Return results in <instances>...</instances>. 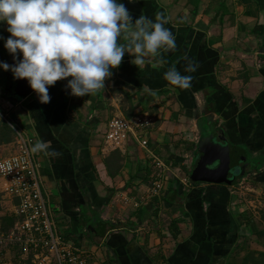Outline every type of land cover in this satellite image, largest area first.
<instances>
[{"label": "crops", "instance_id": "0c3cea01", "mask_svg": "<svg viewBox=\"0 0 264 264\" xmlns=\"http://www.w3.org/2000/svg\"><path fill=\"white\" fill-rule=\"evenodd\" d=\"M119 2L133 22L141 15L155 21L161 13L176 49L146 58L142 68L125 53L94 95H71L65 87L71 77L58 80L46 104L35 91L24 99L6 91L0 68L1 106L9 115L19 112L22 130L34 143L47 141L49 152L59 153H34L57 231L88 250L96 264H264V207L250 209L255 201L246 198L247 190L256 191L264 206V0ZM6 27L0 23V61L12 65L4 47ZM189 61L196 71L185 72ZM172 65L192 77L189 88L163 79ZM138 115L155 119L149 153L132 141L124 151H105L108 120ZM214 131L254 161L239 183L191 180L204 139ZM153 156L169 167L162 193L154 197L147 187ZM178 168L186 173L181 183L168 177L175 178ZM1 194L4 214L12 215L10 200Z\"/></svg>", "mask_w": 264, "mask_h": 264}, {"label": "clouds", "instance_id": "9594fccd", "mask_svg": "<svg viewBox=\"0 0 264 264\" xmlns=\"http://www.w3.org/2000/svg\"><path fill=\"white\" fill-rule=\"evenodd\" d=\"M0 23L7 25L10 35L4 47L15 61L12 65L0 61V68L10 70L15 79H27L45 104L51 99L49 87L58 80L71 77L65 86L71 95H94L105 88L111 69L120 66L125 53L133 56L132 64L142 68L146 58L176 49L175 36L164 26L161 13L155 21L141 15L133 22L119 0H0ZM194 71L196 66L189 61L185 72ZM163 79L187 89L192 77L172 65ZM149 94L154 92L149 90ZM49 148V142L37 140L30 150L59 155Z\"/></svg>", "mask_w": 264, "mask_h": 264}, {"label": "built area", "instance_id": "2783aa9c", "mask_svg": "<svg viewBox=\"0 0 264 264\" xmlns=\"http://www.w3.org/2000/svg\"><path fill=\"white\" fill-rule=\"evenodd\" d=\"M5 121L16 134L15 151L0 156V192L11 202L8 210L15 218V225L8 231H0V264H96L91 253L61 235L55 226L43 191L42 180L31 147L34 138L15 127L9 120V111L0 106V121ZM154 125L149 116L132 118L113 117L105 124L103 146L105 151H124L130 141L147 150L148 132ZM154 181L150 193L157 195L163 188L168 165L153 156ZM11 164L9 169L8 165ZM18 247L20 255L12 257ZM12 249V250H11ZM20 260H22L20 262Z\"/></svg>", "mask_w": 264, "mask_h": 264}, {"label": "water", "instance_id": "95a60500", "mask_svg": "<svg viewBox=\"0 0 264 264\" xmlns=\"http://www.w3.org/2000/svg\"><path fill=\"white\" fill-rule=\"evenodd\" d=\"M261 52L264 53V46ZM6 77V91L15 98L24 99L34 91L27 79H15L10 70L6 71ZM204 141V154L191 172L193 183L203 181L235 184L248 174V168L254 161L242 146L233 144L223 135L219 138L217 131L210 133Z\"/></svg>", "mask_w": 264, "mask_h": 264}, {"label": "rangeland", "instance_id": "374dc122", "mask_svg": "<svg viewBox=\"0 0 264 264\" xmlns=\"http://www.w3.org/2000/svg\"><path fill=\"white\" fill-rule=\"evenodd\" d=\"M0 106H1V104H0ZM2 107V106H1ZM4 110H6V111H10L9 110V108H4V107H2ZM14 112H12V114H13ZM12 114H10L9 115V120L12 122V124L15 126V127H17L18 129H23V127H22V125L19 123V120L22 118V116H20V114H19V112H16V113H14V116L12 115ZM145 116H149V115H145ZM149 117H151L152 119H153V122H155V119H154V117L153 116H149ZM16 135V134H15ZM14 136V135H13ZM96 140H93L92 142L93 143H96V144H98L99 143V140L97 139V138H95ZM17 149V147H14L13 146V143H10V144H7V145H1L0 146V156H6V155H8V154H10V153H12L13 151H15ZM142 150V149H141ZM143 151H146V152H148L147 150H145V149H143L142 150V152ZM141 152V151H140ZM141 152V153H142ZM139 153V151L137 150V154ZM149 153V152H148ZM135 155H136V153H135ZM149 157H150V155H149ZM152 157V156H151ZM194 157H191V160L193 159ZM152 159V158H151ZM153 160H154V158L152 159V160H150L151 162H152V164H153ZM133 166V162H132V165H131V167ZM155 170V169H154ZM174 170V169H173ZM154 172V171H153ZM173 172H175V174H176V176H175V178H174V176L170 173V175L168 176L169 178H174V179H178L179 180V182L184 178V177H186V173H185V171H182L181 169H179L178 168V170L176 171V170H174ZM153 175V174H152ZM164 180H167V176H166V178L164 179ZM153 181H154V177L152 176V177H150L149 178V181L147 182V187H151L152 186V183H153ZM181 183V182H180ZM184 183H186L187 185H189V182H188V178H185V180H184ZM0 184H1V179H0ZM1 189V188H0ZM149 192H151L150 190H149ZM160 193H162V192H160ZM248 195L246 196V198H247V200L249 201V200H253V201H255L254 202V204L253 203H249V206H250V209H254V210H256V211H259L260 209H262L264 206L261 204V203H259V201H261L262 202V197L261 198H257L256 196H258V193L256 192V191H252V190H247V192H246ZM241 195H243L244 197H245V193H241ZM257 198V199H256ZM3 199V196H2V194H1V192H0V216L1 215H4V213H8L5 209H3L4 207L3 206H1L2 205V202H3V204L5 205V203H4V200H2ZM3 207V208H2ZM249 209V208H248ZM249 209V210H250ZM6 215V214H5ZM4 215V216H5ZM171 218H172V216H171ZM168 221H171L170 219L168 220ZM12 248H14V247H12ZM12 250V249H11ZM19 255H20V251H19V249H18V247H15L14 249H13V251H12V257L15 259V258H18L19 257ZM22 260H20V262H21ZM24 262H26V261H24ZM16 264H18L19 262L18 261H16L15 262ZM21 264H22V262H21ZM30 264H32V262L30 261ZM50 264H55V261H54V259L52 258V261L50 262Z\"/></svg>", "mask_w": 264, "mask_h": 264}, {"label": "trees", "instance_id": "16d2710c", "mask_svg": "<svg viewBox=\"0 0 264 264\" xmlns=\"http://www.w3.org/2000/svg\"><path fill=\"white\" fill-rule=\"evenodd\" d=\"M14 135V136H13ZM16 140V135L14 130L12 129L11 126H9L5 121L1 120L0 121V146L1 145H7L10 143H13ZM117 152H119V150H115ZM112 152V151H111ZM199 154V153H198ZM201 156V155H200ZM203 156V155H202ZM201 156V158H202ZM198 157L197 159V163L199 162V160L201 159ZM112 160V157L109 158V161ZM114 163L116 164L117 162H119V157L115 156L113 158ZM109 161H106V164H109ZM166 162V161H165ZM196 167V166H195ZM119 169V168H118ZM112 173V172H111ZM174 179V178H173ZM155 195H152V197H154ZM140 210L137 209V215H140L138 212ZM158 209H154V213H157ZM5 215V214H4ZM1 215L0 216V231H8L10 228H12L15 225V218L12 217L11 215L6 214L5 216ZM11 216V217H10ZM143 219V218H142ZM25 264H30V259L26 260V262H24Z\"/></svg>", "mask_w": 264, "mask_h": 264}, {"label": "flooded vegetation", "instance_id": "af4514ba", "mask_svg": "<svg viewBox=\"0 0 264 264\" xmlns=\"http://www.w3.org/2000/svg\"><path fill=\"white\" fill-rule=\"evenodd\" d=\"M247 173L250 174V168H248V172ZM239 182H240V180L237 183H239Z\"/></svg>", "mask_w": 264, "mask_h": 264}]
</instances>
